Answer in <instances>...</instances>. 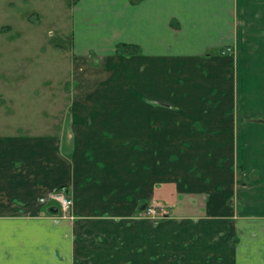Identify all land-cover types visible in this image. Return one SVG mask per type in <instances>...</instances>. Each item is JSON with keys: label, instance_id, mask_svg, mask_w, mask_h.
Listing matches in <instances>:
<instances>
[{"label": "crops", "instance_id": "1", "mask_svg": "<svg viewBox=\"0 0 264 264\" xmlns=\"http://www.w3.org/2000/svg\"><path fill=\"white\" fill-rule=\"evenodd\" d=\"M72 17L71 102L42 133L1 120L0 264H264V0H75ZM166 183L206 209L144 216Z\"/></svg>", "mask_w": 264, "mask_h": 264}, {"label": "rangeland", "instance_id": "2", "mask_svg": "<svg viewBox=\"0 0 264 264\" xmlns=\"http://www.w3.org/2000/svg\"><path fill=\"white\" fill-rule=\"evenodd\" d=\"M74 1L0 0V126L6 120V131L42 133L45 122L60 113V105L65 108L71 102ZM231 54L235 52L226 55ZM236 170L238 183L251 190L250 182L258 178V172L239 165ZM171 184L156 187L153 197L166 207L164 218L201 214L206 209V198L178 200ZM228 205L241 208L236 199ZM142 213L147 216V209Z\"/></svg>", "mask_w": 264, "mask_h": 264}, {"label": "built area", "instance_id": "3", "mask_svg": "<svg viewBox=\"0 0 264 264\" xmlns=\"http://www.w3.org/2000/svg\"><path fill=\"white\" fill-rule=\"evenodd\" d=\"M232 51H234V49L231 46H228L226 47V49L224 48L222 50V54L226 55L227 53H230ZM49 199L54 201L63 212H68L72 207V197L64 188L52 191ZM160 208L163 207L161 206ZM147 215L151 216L155 220H159L164 217L162 211H159V207H157L155 204L149 205V207L147 208Z\"/></svg>", "mask_w": 264, "mask_h": 264}, {"label": "trees", "instance_id": "4", "mask_svg": "<svg viewBox=\"0 0 264 264\" xmlns=\"http://www.w3.org/2000/svg\"><path fill=\"white\" fill-rule=\"evenodd\" d=\"M134 1H139V0H134ZM141 47L137 44H132V43H126V42H121L117 45L116 48V53L118 54H124V55H133V54H138L141 53ZM220 53H222V50H220ZM149 207V205H148ZM147 207V208H148Z\"/></svg>", "mask_w": 264, "mask_h": 264}, {"label": "water", "instance_id": "5", "mask_svg": "<svg viewBox=\"0 0 264 264\" xmlns=\"http://www.w3.org/2000/svg\"><path fill=\"white\" fill-rule=\"evenodd\" d=\"M51 210H53V211H57V210H58V207H57V206H53V207L51 208Z\"/></svg>", "mask_w": 264, "mask_h": 264}, {"label": "flooded vegetation", "instance_id": "6", "mask_svg": "<svg viewBox=\"0 0 264 264\" xmlns=\"http://www.w3.org/2000/svg\"><path fill=\"white\" fill-rule=\"evenodd\" d=\"M164 217H165V216H164ZM164 217H163V218H164ZM163 218H161V219H163Z\"/></svg>", "mask_w": 264, "mask_h": 264}]
</instances>
